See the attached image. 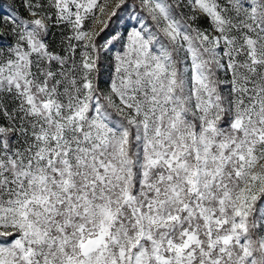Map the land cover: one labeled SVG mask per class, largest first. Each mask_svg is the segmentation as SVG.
Wrapping results in <instances>:
<instances>
[{
	"label": "snow or ice",
	"instance_id": "6c2138e0",
	"mask_svg": "<svg viewBox=\"0 0 264 264\" xmlns=\"http://www.w3.org/2000/svg\"><path fill=\"white\" fill-rule=\"evenodd\" d=\"M0 264H264V0H0Z\"/></svg>",
	"mask_w": 264,
	"mask_h": 264
}]
</instances>
